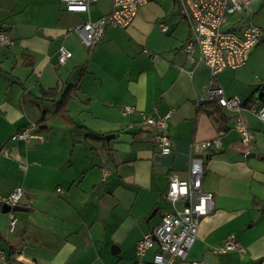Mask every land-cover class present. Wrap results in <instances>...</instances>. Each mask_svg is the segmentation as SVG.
Segmentation results:
<instances>
[{
  "label": "crops",
  "instance_id": "obj_1",
  "mask_svg": "<svg viewBox=\"0 0 264 264\" xmlns=\"http://www.w3.org/2000/svg\"><path fill=\"white\" fill-rule=\"evenodd\" d=\"M110 10L111 0L78 14L59 0H0V34L13 40L0 46V197L22 189L16 211L0 205V264H149L156 248L139 259L135 246L171 210L169 178L186 179L191 145L216 136L222 148L205 154L202 180L214 211L200 222L186 259L264 264V122L248 107L240 111L249 129L243 141L235 113L197 107L210 73L197 64V51H184L189 25L175 0L149 1L125 30L107 27L92 50L68 32ZM237 21L226 30H240ZM257 26L263 38L246 64L212 82L252 108L264 103V25ZM60 47L70 53L64 65ZM51 89L56 99H43ZM125 106L135 112L122 115ZM167 112L171 153L163 155L142 114ZM23 129L36 138L10 140ZM229 235L239 249L216 254ZM194 245L213 262L189 258Z\"/></svg>",
  "mask_w": 264,
  "mask_h": 264
},
{
  "label": "built area",
  "instance_id": "obj_2",
  "mask_svg": "<svg viewBox=\"0 0 264 264\" xmlns=\"http://www.w3.org/2000/svg\"><path fill=\"white\" fill-rule=\"evenodd\" d=\"M99 0H59L64 10L69 13H85L88 7ZM151 0H111V10L108 14L95 21H86L68 30L76 34L81 43L92 50L102 39L107 27L122 30L128 28L135 18L138 9ZM258 0H175L180 19L189 25V37L184 44V51L191 56L198 52L197 64L206 66L210 73L209 83L203 87L196 98L197 107L215 105L233 112L235 116L234 130L246 141L249 129L239 116L240 111L248 107L251 113L264 122V103L258 108H252L249 103L242 102L238 97H227L224 91L213 85L215 76L223 70H235L243 67L249 59L251 51L262 40V30L255 25L251 17V5ZM238 16L240 30H224L222 26L229 16ZM161 32H166V26L160 24ZM13 40L6 34H0V46L10 47ZM70 53L60 47L57 63L64 65ZM189 74H191L189 72ZM135 109L125 106L122 115L133 114ZM171 112L153 117L142 114V122L154 129V147L163 155L171 153V139L167 123ZM36 138L27 129L14 133L11 141H26ZM219 136L210 140L195 142L191 145L192 156L186 179L170 177L164 198L171 204V210L161 217L160 223L145 233L135 246V254L142 259L145 254L156 248L149 264H208L204 261L186 259L189 249L195 242L200 222L212 214L214 204L212 196L202 190L205 154L209 151L221 150ZM103 179L110 171L101 169ZM22 195V189L16 188L8 196L0 197V205L13 207ZM177 203H182L178 208ZM12 218V216H11ZM239 249V243L233 235L225 238L222 246L215 250L216 254H226ZM0 258L2 253L0 252Z\"/></svg>",
  "mask_w": 264,
  "mask_h": 264
},
{
  "label": "rangeland",
  "instance_id": "obj_3",
  "mask_svg": "<svg viewBox=\"0 0 264 264\" xmlns=\"http://www.w3.org/2000/svg\"><path fill=\"white\" fill-rule=\"evenodd\" d=\"M251 9H253L254 14L253 16L251 15V20L252 22H254L255 24H262L264 25V0H258L257 2H255L252 6ZM235 17L238 16H229L228 20L226 22H224L222 29L226 30L227 28H230L232 25L233 20L235 19ZM260 45H264V43L260 44ZM197 252L195 251V245L193 246V248L191 249L188 257L192 258V259H204L206 261H211L213 262L212 259H207L206 257H201V256H197L196 254ZM218 257V256H217Z\"/></svg>",
  "mask_w": 264,
  "mask_h": 264
},
{
  "label": "trees",
  "instance_id": "obj_4",
  "mask_svg": "<svg viewBox=\"0 0 264 264\" xmlns=\"http://www.w3.org/2000/svg\"><path fill=\"white\" fill-rule=\"evenodd\" d=\"M57 93H58L57 89L47 90V91H44L42 93V98L43 99H50V100H52L53 98L56 99ZM69 99H70V95H69L68 90H67L61 96L60 101L57 102V104H59L58 105L59 108L65 107Z\"/></svg>",
  "mask_w": 264,
  "mask_h": 264
},
{
  "label": "water",
  "instance_id": "obj_5",
  "mask_svg": "<svg viewBox=\"0 0 264 264\" xmlns=\"http://www.w3.org/2000/svg\"><path fill=\"white\" fill-rule=\"evenodd\" d=\"M16 209H17V208H15V207H13V208L11 209V208L8 207V206H3V210L6 211V212H8V211H10V210H12V211H16Z\"/></svg>",
  "mask_w": 264,
  "mask_h": 264
}]
</instances>
